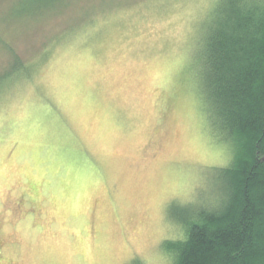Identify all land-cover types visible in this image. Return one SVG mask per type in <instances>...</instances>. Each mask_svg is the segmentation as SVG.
<instances>
[{"label": "rangeland", "instance_id": "obj_1", "mask_svg": "<svg viewBox=\"0 0 264 264\" xmlns=\"http://www.w3.org/2000/svg\"><path fill=\"white\" fill-rule=\"evenodd\" d=\"M215 3L0 0V79L37 61L0 80V264H173L234 155L193 72Z\"/></svg>", "mask_w": 264, "mask_h": 264}, {"label": "trees", "instance_id": "obj_2", "mask_svg": "<svg viewBox=\"0 0 264 264\" xmlns=\"http://www.w3.org/2000/svg\"><path fill=\"white\" fill-rule=\"evenodd\" d=\"M198 47L200 99L213 136L234 155L214 168L213 204L182 208L174 218L184 236L164 244L173 264H264V0H216ZM36 62L15 56L0 80L30 74Z\"/></svg>", "mask_w": 264, "mask_h": 264}]
</instances>
